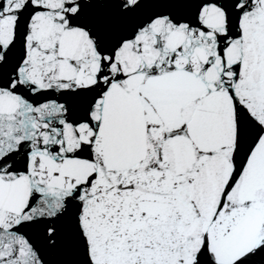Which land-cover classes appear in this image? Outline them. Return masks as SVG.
<instances>
[{
    "label": "snow or ice",
    "instance_id": "1",
    "mask_svg": "<svg viewBox=\"0 0 264 264\" xmlns=\"http://www.w3.org/2000/svg\"><path fill=\"white\" fill-rule=\"evenodd\" d=\"M0 264H264V0H0Z\"/></svg>",
    "mask_w": 264,
    "mask_h": 264
}]
</instances>
